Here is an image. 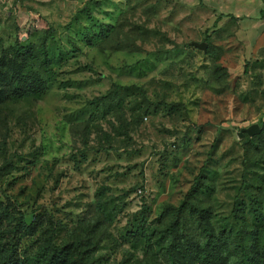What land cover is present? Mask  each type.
<instances>
[{
  "label": "rangeland",
  "instance_id": "1",
  "mask_svg": "<svg viewBox=\"0 0 264 264\" xmlns=\"http://www.w3.org/2000/svg\"><path fill=\"white\" fill-rule=\"evenodd\" d=\"M263 8L0 0V63L43 40L50 60L42 96L0 100V200L37 216L22 254L52 239L88 264H168L154 241L196 180L215 221L264 213Z\"/></svg>",
  "mask_w": 264,
  "mask_h": 264
},
{
  "label": "trees",
  "instance_id": "2",
  "mask_svg": "<svg viewBox=\"0 0 264 264\" xmlns=\"http://www.w3.org/2000/svg\"><path fill=\"white\" fill-rule=\"evenodd\" d=\"M259 13L264 16V8ZM13 57L0 63V100L42 96L48 87V76L42 71H48L50 65L45 40L36 48L15 45ZM200 183L194 182L178 207L166 210L169 224L158 232L154 245L163 249L167 263L264 264V213L254 209L250 224L234 203L231 212L240 219L238 226L215 221L199 205L205 191ZM36 222L37 216L26 220L10 200H0V264H88L80 242L56 246L51 239L33 256L22 254L23 239L36 231Z\"/></svg>",
  "mask_w": 264,
  "mask_h": 264
},
{
  "label": "water",
  "instance_id": "3",
  "mask_svg": "<svg viewBox=\"0 0 264 264\" xmlns=\"http://www.w3.org/2000/svg\"><path fill=\"white\" fill-rule=\"evenodd\" d=\"M190 45L203 50L206 52L207 49V44L205 42H195L192 41ZM261 129L257 123L251 124L247 127L240 128L239 130L236 131L235 136L239 140L241 139L245 134L249 137H252L258 133H260Z\"/></svg>",
  "mask_w": 264,
  "mask_h": 264
}]
</instances>
